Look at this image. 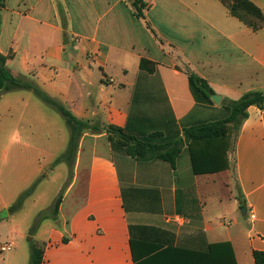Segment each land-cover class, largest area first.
Segmentation results:
<instances>
[{
	"label": "crops",
	"instance_id": "crops-1",
	"mask_svg": "<svg viewBox=\"0 0 264 264\" xmlns=\"http://www.w3.org/2000/svg\"><path fill=\"white\" fill-rule=\"evenodd\" d=\"M249 1L264 14V0ZM0 54L12 75L100 128L81 133L67 177V163L55 161L68 134L44 144L49 108L21 102L18 119L29 127L13 132L0 212L40 179L0 220V247L13 244L0 264H28L29 236L41 264H204L200 255L219 243L231 246L236 264H255L253 251H264V109L249 106L237 129L228 123L216 152L183 131L264 90V27L253 31L221 0H0ZM141 60L149 63L141 68ZM188 72L219 103L198 102ZM104 126L182 146L173 166L137 160L112 148ZM50 180L46 198L37 190Z\"/></svg>",
	"mask_w": 264,
	"mask_h": 264
},
{
	"label": "trees",
	"instance_id": "trees-1",
	"mask_svg": "<svg viewBox=\"0 0 264 264\" xmlns=\"http://www.w3.org/2000/svg\"><path fill=\"white\" fill-rule=\"evenodd\" d=\"M228 8L231 15L238 18L253 31L264 27V14L262 11L249 0H221ZM254 19V20H253ZM6 57L0 54V97L5 93L14 90H30L36 93L41 102L54 107L64 119L69 127L71 134L67 150L55 163L65 161L71 165V159L77 147V141L81 133L85 130L97 131L100 128L89 126L88 124L77 120L64 106L43 93L36 84L26 76H14L5 66ZM149 62L141 60V68ZM189 86L195 99L203 104H212L211 96L214 92L201 77L192 72H188ZM256 106L264 109V90H255L244 93L240 99L228 102L223 108L226 116L218 121L191 126L183 131L184 138L187 142H203L211 151H217L223 147L222 140L226 135L227 124L238 118L237 124L233 126L237 129L246 118V110L249 106ZM106 134L114 150L119 149L123 153L137 159L146 160L151 158H161L168 161L172 166L175 157L180 152L182 140L175 142H157L156 134L146 138H137L126 133L123 129L115 126H104L101 128ZM216 158L210 157V166L216 164ZM40 179V178H39ZM37 180V182L39 181ZM19 195L17 201L0 212V220L17 211L23 200L30 195L36 183ZM61 196L55 200L54 211H57ZM32 235V233L30 234ZM29 245V263L41 264L42 248L34 240L28 237ZM199 258L204 264H236L233 251L228 243L211 244L206 254L200 255ZM255 264H264V251H253Z\"/></svg>",
	"mask_w": 264,
	"mask_h": 264
},
{
	"label": "rangeland",
	"instance_id": "rangeland-1",
	"mask_svg": "<svg viewBox=\"0 0 264 264\" xmlns=\"http://www.w3.org/2000/svg\"><path fill=\"white\" fill-rule=\"evenodd\" d=\"M0 100H2L0 101V203H1V200L3 201V199H6L7 195L9 194V184H10V180H12L13 177L11 176V165H10L11 154L9 149V145L11 144L10 143L11 139L13 138V132L18 129L26 130L29 127L25 121L21 122L18 119V114L21 108V102L25 100H40V99L33 91L14 90L5 93ZM46 106L50 110V114H49L50 134L46 139H44L45 141L43 143L44 144L49 143V146H51L53 142L61 140L64 132L68 134V142H69L71 131L64 122V119L54 107H52L51 105L50 106L46 105ZM238 120L239 119L236 118L232 121V123L237 124ZM38 134L39 136H41V130L38 131ZM36 138H37V132L35 131V135L33 138L35 139V143L37 140ZM38 142L42 143V140L40 139ZM67 168H68L67 174H69L67 177H69L71 173L69 165H67ZM49 170L50 169L47 168L45 169V172L48 173ZM56 173H58V171ZM50 181H46L41 185L39 184L37 193L38 194L43 193L45 194L46 198H50V196L54 194L53 192L54 181L53 180L51 182ZM63 191H64V186H62L59 193H57L54 196L55 200L62 195Z\"/></svg>",
	"mask_w": 264,
	"mask_h": 264
},
{
	"label": "built area",
	"instance_id": "built-area-1",
	"mask_svg": "<svg viewBox=\"0 0 264 264\" xmlns=\"http://www.w3.org/2000/svg\"><path fill=\"white\" fill-rule=\"evenodd\" d=\"M89 57H90V58H93L94 55L90 54ZM250 217H253V216L251 215ZM12 248H13V244H12V243H7V244H5L4 246H1V247H0V252H1V253H3V252H8V251L12 250Z\"/></svg>",
	"mask_w": 264,
	"mask_h": 264
},
{
	"label": "water",
	"instance_id": "water-1",
	"mask_svg": "<svg viewBox=\"0 0 264 264\" xmlns=\"http://www.w3.org/2000/svg\"><path fill=\"white\" fill-rule=\"evenodd\" d=\"M211 100H212L214 103L217 104V103H219L220 98H219V96H217V95L214 94V95L211 96ZM240 210H241L242 213H244V212H245V207H241Z\"/></svg>",
	"mask_w": 264,
	"mask_h": 264
}]
</instances>
